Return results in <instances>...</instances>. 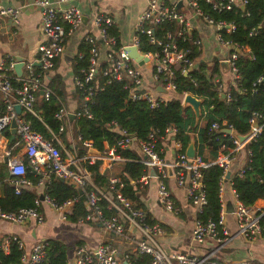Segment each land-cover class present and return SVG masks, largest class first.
<instances>
[{
    "label": "built area",
    "instance_id": "obj_1",
    "mask_svg": "<svg viewBox=\"0 0 264 264\" xmlns=\"http://www.w3.org/2000/svg\"><path fill=\"white\" fill-rule=\"evenodd\" d=\"M76 1H32V6L39 11V31L44 40L36 48L35 63L37 68L29 62L22 61L21 75L17 77L13 70L15 60L8 56L0 59V96L5 106L4 113L0 116V139L2 132L7 130L11 121L14 120L16 124L14 146L19 147L21 156L25 159L24 164L20 157L12 156L11 148L1 154V158L5 159L6 176L9 178L14 194L17 195L24 189L34 188L29 179L25 178L26 168L37 178V185L41 188L51 176L62 179L76 190L82 191L83 188H89L85 193L83 203L85 214L78 217L75 224L91 225L98 228L102 233L103 240L93 249H88L84 245L74 247L73 259L66 264H134L133 259L144 257L148 259L146 264H220L216 255L233 238L240 237L245 241H253L256 238L264 237V212L257 215L248 213L247 208L237 200L234 192L232 215L236 228L233 234L227 233L224 227L225 211L221 200V184L230 165L235 160L236 154L241 152L244 146L259 133L258 126H253L256 114H252L249 119V131L244 135L245 140L241 143L234 137L231 129L222 130V134L231 139L232 147L227 149L226 154H218L212 162L222 172L217 195L220 210L215 222L207 221L205 223L197 220L196 215L200 214L205 205L200 184V170L205 168L206 164L197 157L191 160L187 159L184 152L177 154L170 165L164 164L159 157L158 143L173 134V130L165 129L159 139L155 133H149L145 140H136V138H129L124 131L117 129L115 123L106 124L107 127L118 130L121 138L116 142L115 147L104 151L102 158L107 159L109 164L119 161L121 158L118 149L127 148L132 141L137 143L145 158V164L154 171L156 202L163 211L171 214L179 213L178 208L174 207L165 185L166 168L169 167L173 171L174 181L178 186H186V199L195 212L191 241L204 248L203 254L198 257L188 256L181 252L165 253L160 247V238L163 236L161 225L152 220L150 215L137 203L131 202L122 195L120 189L123 184L120 179L109 176L104 190L95 187L91 182V173L86 166H92L96 157L91 156L89 152L82 157L76 156L62 146L58 137L66 131L70 117L85 116L87 119L90 118L87 103L93 92L102 88L95 81L97 76L104 79V84L124 82L123 88L127 91V99L132 102H143L150 109L157 108L160 104L167 102L168 100L164 98L163 94L158 93L155 87L146 89L142 86L140 67L147 65L152 84L159 86L164 94H174L173 67L180 66L183 75H186L194 67L193 61L187 57L188 51L179 49L175 45L176 39L184 40L189 35L188 20L191 17L198 18L209 25L214 31L215 41L222 49L239 50L236 45L230 44L222 38V34H230L234 31V24L213 20L204 12L201 4H208L212 11L220 13L232 8L244 7L250 0H181L182 7L179 10L166 6L160 0H147L145 9L137 18L129 42L126 45L119 44L117 47H115L114 39L107 34V28L113 27L112 20L106 14H95L91 22L96 36L87 34L82 40L87 47L86 68L82 72L81 79H73L74 88L80 91L81 108L75 113H70L59 103V107L53 115L54 121L58 123L57 133L53 134L47 129L50 138L45 139L33 131L29 123L15 113L14 107L18 106L20 112L34 116L32 103L36 93L41 94L43 101H47L52 96L42 79L51 71L54 61L62 55L65 39L83 22L81 12L74 4ZM18 17L19 8L0 5V18L8 19L12 25L16 26ZM165 22L172 24L173 30L166 31L161 38H157L153 28ZM139 35H144L147 45L155 50L140 52ZM192 44L198 46L199 42L194 40ZM99 46L105 50L103 62L98 60ZM127 47H134L146 61L138 66L127 56L125 52ZM236 55L237 53L233 52L226 60L231 82L236 79V68L234 67ZM76 57L81 60L82 55L77 53ZM101 63L105 64L102 68H100ZM218 80L215 79L214 82L227 102L229 101L228 89H224L220 79ZM12 82L17 86L13 87ZM186 95L183 93L180 96L182 101ZM210 128L215 132L218 131V126L215 123ZM225 130L228 132L225 133ZM81 145L86 151L93 150L88 141H82ZM148 178V176H143L140 178L139 184H145ZM41 202L52 210L60 221L65 222L75 200L68 199L62 203H56L44 196ZM38 204L39 201L34 200L33 207L19 209L15 213L0 211V222L22 225L27 221H32L41 224L43 219L38 211ZM114 240L126 248L123 253L118 252L114 247L112 244ZM44 241L26 247L16 236L6 235L1 238L0 249L3 255H7L9 246L13 244L21 252L19 262L16 264H40L45 254L46 244Z\"/></svg>",
    "mask_w": 264,
    "mask_h": 264
},
{
    "label": "trees",
    "instance_id": "obj_2",
    "mask_svg": "<svg viewBox=\"0 0 264 264\" xmlns=\"http://www.w3.org/2000/svg\"><path fill=\"white\" fill-rule=\"evenodd\" d=\"M201 8L213 20H222L234 24L235 29L230 34H222L223 40L236 45L239 53L236 55L234 67L236 68V79L228 84L229 101L221 99V93L217 88L215 79H220L219 64L211 62L210 66L199 62L200 50L195 46L194 34H189L184 40L176 39L177 48L188 51L187 57L196 62L195 66L187 72L181 73L180 66L173 67V83L175 91L167 102L160 104L157 108L150 109L143 102H132L127 99V91L123 88L125 83L111 82L104 84V79L96 77V83L102 88L93 92L87 103L90 118L85 116L76 118L70 122L71 137L77 155L85 154L82 141H88L98 153L104 146L115 147L121 138L118 130L107 127L106 124L115 123L117 129L124 131L127 135L134 134L136 140H145L149 133H155L159 139L165 129L173 130V142L179 145L177 154L185 151L192 143L195 156L206 167L200 170V184L205 198V205L196 219L205 223L215 222L218 218L220 203L218 199V186L221 177V169L212 162L218 154H226L227 149L232 147L231 139L222 134V130L231 129L235 134L244 136L249 131L248 121L252 114H256V123L259 133L250 140L241 150L244 155L242 167L233 172L231 189L237 200L244 207H251L256 200L264 202V83L257 82L264 77V0H250L243 10L232 8L229 11L216 13L208 4H201ZM173 25L162 23L153 28L154 35L161 38L166 31H172ZM107 34L114 39L117 47L119 40L114 27L107 28ZM139 51L142 53L154 51L146 43L144 35H139ZM66 40V39H65ZM78 53L82 55L81 60L75 56L70 63L74 79H81L82 72L86 68L87 47L83 41L78 46ZM57 60L54 61L55 70ZM105 64L101 63L100 68ZM37 71V69H35ZM219 81V80H218ZM12 86L17 84L12 82ZM47 88L52 96L43 101L37 93L32 103L34 116L26 113H18L31 129L43 138L49 139L47 129L53 134L57 133L58 123L54 121L53 115L63 102L64 87L58 74L50 77L46 82ZM77 95L80 91L75 89ZM188 94L200 101L199 117L196 120L189 106H182L179 98L182 94ZM80 98V96H79ZM5 106L0 97V116L4 113ZM217 124L218 131L211 130L212 124ZM8 137V133L4 134ZM60 141L67 146L65 132L59 136ZM79 140H78V139ZM120 157L124 160L113 166V171L123 184L120 192L131 202H136V194L140 190L139 179L147 175V168L140 163L139 158L127 148L118 149ZM240 153V152H239ZM237 155V154H236ZM25 164V159L21 158ZM99 162L95 161L92 166H86L91 173L92 184L100 190L105 189V176L99 175L97 169ZM25 178L35 185L37 178L26 168ZM89 188H83L79 195L77 190L67 182H59L51 178L44 194L56 203H62L68 199H75L67 222L75 223L78 217L85 214L83 203L85 193ZM35 193L33 190L24 189L19 194H14L10 186L9 178L0 171V211L15 213L19 209L33 207ZM164 231L166 228L162 227ZM45 254L40 264H66L68 247L57 239L44 241ZM1 244V238H0ZM81 242L75 241L74 246H80ZM21 252L15 245L9 246L7 255H3L0 249V264H16L19 262ZM147 258L133 259L134 264H146ZM246 264H257L248 262Z\"/></svg>",
    "mask_w": 264,
    "mask_h": 264
},
{
    "label": "crops",
    "instance_id": "obj_3",
    "mask_svg": "<svg viewBox=\"0 0 264 264\" xmlns=\"http://www.w3.org/2000/svg\"><path fill=\"white\" fill-rule=\"evenodd\" d=\"M32 1L33 0H0V5L19 8V17L16 26L12 25L8 19L0 18V59L7 56L13 60H15V58H20L21 61L29 62L37 68V64L35 63V60L37 59L36 48L44 40L39 31V11L37 8L32 6ZM50 1L55 2L56 0ZM160 1H162L166 6H171L173 8H175L179 3L180 6L178 10L182 7L181 0ZM146 3L147 0H77L74 2L75 6L80 10L83 16V22L77 30L72 32L66 38L63 44L62 55L56 59L57 64L55 66V70L49 71L42 79V82L46 84V82L49 81L50 77L53 75L58 74L60 76L65 95L61 104L68 112L75 113L80 110L82 105L79 95L75 92L76 88L73 86L74 78L70 68V63L78 53L77 49L83 40V37L87 34L96 36L95 29L93 28L91 22L92 17L98 13L109 16L112 20L119 44L126 45L132 36V30L138 16L146 7ZM188 23V33L194 34L196 37L195 40L199 42L197 48L201 52L200 58L198 59L200 63L203 62L210 66L211 62L217 61L218 64H220L221 62L226 61L231 53L235 52L236 49L233 50L232 48L222 49L215 41L214 31L204 21L191 17L188 20ZM104 59L105 50L103 47L99 46L98 60L103 62ZM193 63L195 66L196 62ZM140 71L142 86L146 89H150L153 86L156 89L157 85L152 84L153 82L150 78V71L146 64L140 67ZM219 71L222 86L224 89H228V84L231 83V77L228 69L226 72H222L219 65ZM38 94L41 98V94ZM161 94H163L166 100L172 98L171 94ZM179 101L182 106H188L186 104L183 105L181 98H179ZM17 115L21 117L19 114ZM74 119L76 118L73 117L72 119H69L67 125L68 130L66 129V131H64L67 137V146H65L61 141L60 142L64 148L78 156L77 150L74 146V140L71 137L70 122ZM6 132L8 133V137L4 136ZM171 136H173V134H170L167 138L162 139L157 145L159 157L166 165H170L175 160L176 152L180 148L177 143L173 142ZM9 137L10 133L9 129H7L2 132L0 139V171L5 176V159L1 158V154L11 148L10 154L12 156L18 158L20 157V160L23 158L19 147L14 146L16 139L15 134L12 141H9ZM108 148L109 147L104 146L101 153H98L94 149L85 150V154L82 155L84 156L89 152L91 156L96 157L95 161L99 162L97 173L105 176L106 180L109 176L117 177L112 168L114 165L124 162V160L120 157L121 160L114 161L109 164L107 159L102 158L104 157L102 156L104 151ZM127 149L131 150L139 158L140 163L147 168V175L144 176H148L149 178L146 180L145 184H140V190L136 194L137 201L134 203H137L140 208L145 210L150 215L152 220L158 222L161 227L166 228V231L163 230V236L160 238V247L162 250L168 254L172 252H181L187 254L188 256H201L204 252V248L193 244L191 241V229L195 218V212L194 208L186 199V186H178L174 181L173 171L170 170L169 167L166 168L167 178L165 180V185L173 201V205L175 208H178L179 213L171 214L163 211V209L158 206L156 202V180L149 176L151 168L145 164V158L140 152L137 143L132 141ZM92 152L96 153L94 154ZM243 162L244 155L243 152H240L236 155L235 160L229 167L227 172L229 174L228 178L224 176V180L221 184V200L223 202V206L227 202L232 206L234 200L233 190L231 189V182L234 179L232 173L239 170L243 165ZM51 178L55 177L51 176L49 181L46 182L42 188L37 185L36 181L35 185H33L34 188L30 189L35 193L34 200L39 201L38 211L42 216V223L36 224L35 222L27 221L22 225H16L0 222V238L6 235L16 236L27 247L42 240L52 239L49 238L52 236L51 234H58L60 229H64V226L65 228L76 227L77 232L73 234L74 238L71 240L68 237L67 240L70 243L67 244L68 252L66 255V261L71 262L73 259V249L74 247H77L74 246L75 241L81 242V245H84L88 249H93L103 240V236L98 228L91 225H76L75 223L72 224L67 221H60L55 213L45 206V204L41 202L42 200H39V195L42 196V199L44 196L48 197L44 194V191L50 183ZM247 210L248 213L256 215L264 212V202L262 200H256L251 207L247 208ZM224 227L226 232L229 234H233L235 232L236 225L232 214H224ZM62 242L64 243V241ZM112 244L118 252L123 253L126 249L116 240L112 241ZM216 258L220 264H246L248 262L264 264V237L256 238L253 241H245L240 237H235L223 249H221L219 253H217Z\"/></svg>",
    "mask_w": 264,
    "mask_h": 264
},
{
    "label": "water",
    "instance_id": "obj_4",
    "mask_svg": "<svg viewBox=\"0 0 264 264\" xmlns=\"http://www.w3.org/2000/svg\"><path fill=\"white\" fill-rule=\"evenodd\" d=\"M180 6V4L178 3L177 6L175 7L176 9H178ZM240 10H243V7H240L239 8ZM125 52L127 54V56L133 60V62H135L138 66H141L145 61L146 59L142 58L136 51V49L134 47H127L125 48ZM235 52L238 54L239 51L238 50H235ZM220 68L222 70V72H226L227 70V62L226 61H223L221 62L220 64ZM21 68H22V61L20 58H15V65H14V74L19 77L21 75ZM262 82L264 83V78L262 79ZM158 93H164V91L159 87V86H156V89H155ZM223 94L220 96L221 99H223ZM188 105L193 114H194V117L195 119L197 120L198 117H199V106H200V102L198 100H196L194 97L190 96V95H186L183 99V105ZM14 111L16 114H18L20 112V109L18 106H15L14 107ZM70 119H72V117H70ZM253 126L256 127L257 126V123L256 121L253 123ZM15 127H16V124L13 121H11L10 125H9V133H10V137H9V141H12V139L14 138V134H15ZM225 133L228 132V130H225L224 131ZM233 135L234 137L238 140V142H243L245 140V136H239L237 134H235L233 132ZM129 138L131 139H134L135 138V135L134 134H131V135H128ZM171 139L173 140V136H171ZM92 153H96V152H92ZM185 156L187 159H193L195 157V149H194V146L192 143H190L186 149H185V152H184ZM5 162V160H4ZM149 176L150 177H153L154 176V171L150 169L149 171ZM229 174L226 173L225 174V177L228 178ZM59 182H62V179H57ZM12 187V186H11ZM77 192L78 194L81 193V190L80 189H77ZM39 200H42V196L39 195ZM224 211L226 214H232V206L230 203H226L224 205ZM120 256V254L118 255V257Z\"/></svg>",
    "mask_w": 264,
    "mask_h": 264
},
{
    "label": "rangeland",
    "instance_id": "obj_5",
    "mask_svg": "<svg viewBox=\"0 0 264 264\" xmlns=\"http://www.w3.org/2000/svg\"><path fill=\"white\" fill-rule=\"evenodd\" d=\"M75 232H77L76 227L65 228L64 226V229H60L58 234H51L52 236L49 238L64 241V243L67 245L70 243L69 241H67L68 237L72 240L74 238L73 234H75Z\"/></svg>",
    "mask_w": 264,
    "mask_h": 264
}]
</instances>
